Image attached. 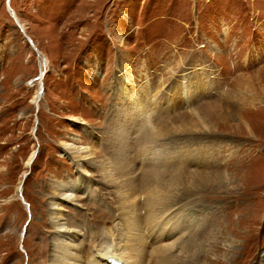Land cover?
I'll use <instances>...</instances> for the list:
<instances>
[{"label":"rangeland","instance_id":"rangeland-1","mask_svg":"<svg viewBox=\"0 0 264 264\" xmlns=\"http://www.w3.org/2000/svg\"><path fill=\"white\" fill-rule=\"evenodd\" d=\"M5 2L0 264H48L53 207L83 233L111 226L118 184L161 183L131 173L151 169L138 160L152 156L164 160L165 179L183 174L177 189L160 184L169 198L198 213L200 238L186 255L264 264V0H11L45 67ZM65 143L94 149L88 176ZM97 160L114 162L110 186ZM60 182L77 185L75 200L51 206ZM193 183L197 193H180Z\"/></svg>","mask_w":264,"mask_h":264},{"label":"bare ground","instance_id":"bare-ground-1","mask_svg":"<svg viewBox=\"0 0 264 264\" xmlns=\"http://www.w3.org/2000/svg\"><path fill=\"white\" fill-rule=\"evenodd\" d=\"M10 4L11 0H9L7 9L10 10L11 16L15 17L22 31L26 33L15 10L12 9ZM37 50L39 52L38 56H41V65L46 66L48 61L47 56L42 53L38 47ZM41 75L42 72L40 77ZM40 90L36 93L33 100L37 105L40 104L38 102ZM244 124L247 127L246 122H244ZM202 128H208L207 124ZM64 150L66 154L71 157L78 171L82 173L80 175L84 176L85 174L86 176L85 166L88 164L87 160L93 157L94 149L90 146L86 147L75 143H65ZM34 156L35 151L32 152L27 162L28 164L32 161ZM152 157L145 160L143 159L144 161L138 160L140 165H147L148 162H150L147 166H151V169L145 168L144 170H140L138 167L137 170V168L135 169V167H133L131 173L137 176L138 180H142L146 184L153 181H161L160 184H163L165 180L168 179L170 182L168 187L171 186L177 189L179 187L178 179H183V174L172 173L165 179L166 172L164 171V166L161 165L162 162L164 163V160L161 158L163 161H158V156ZM158 159L160 158L158 157ZM97 161L99 163L95 161L92 163H95L97 167L102 170L101 177L105 183L110 186L111 183H109V180L113 176L112 168L115 166L114 162ZM126 164L127 162H124V166ZM130 182L133 183V185L128 184V189L118 184L116 200H119L120 203L116 208L119 212L111 223V226H104V228L98 232L97 227L93 229V231L91 230V233H83L80 228L67 227V225L64 224L66 221L63 222L61 219L63 218L61 212L58 209L56 211L53 207L51 213H49V219L56 233L53 236L48 264H113V262L107 260L108 257H112L120 264H198V262L201 261L200 258L203 259L207 252L203 250V252L197 251V254L191 253L192 255H186L192 252L190 244L192 245V242H195L197 237L200 238L198 231L200 221L197 215L198 213L194 214L192 217L189 216L190 214L187 216L185 212L187 208H183L184 206L182 205L183 200L180 202L176 197H173V199L169 198L168 193H170V191L166 188V185H148L143 189H138L134 186L135 181L130 180L128 177L127 183ZM112 185H116L115 181H113ZM78 186L86 188L88 184L82 182ZM185 186V189L180 190L182 195H184L187 190L192 194L198 191V186L194 183L193 187H188L189 184ZM55 187L58 188V190H56L58 193L55 200L53 198L51 206H57L66 201L74 202L73 200H75L76 196H73V192L77 189L76 184L60 182ZM90 190H92V188H90L89 191ZM89 191L87 189L82 191V193L86 192L89 194ZM181 194L180 196H182ZM142 196L145 199L144 201L140 199ZM89 198L91 199L92 195ZM78 205L80 206V204ZM74 225L76 226L75 223ZM174 235L177 236L172 239ZM87 238L96 239V242L92 241V243L89 244L86 242Z\"/></svg>","mask_w":264,"mask_h":264},{"label":"water","instance_id":"water-1","mask_svg":"<svg viewBox=\"0 0 264 264\" xmlns=\"http://www.w3.org/2000/svg\"><path fill=\"white\" fill-rule=\"evenodd\" d=\"M6 5L8 6L9 5V0H6ZM14 19H15V17H13ZM15 22H16V25H17V27L21 30V32L24 34V37L26 38V40L28 41V43L30 44V46L32 47V49L35 51V52H37V54H39V52H38V50H37V47H36V45L34 44V41L32 40V38L28 35V34H26V33H24L23 31H22V29L19 27V24H18V22L16 21V19H15ZM111 262H113L114 264H120V263H118V261H115V260H113V258L111 259Z\"/></svg>","mask_w":264,"mask_h":264}]
</instances>
